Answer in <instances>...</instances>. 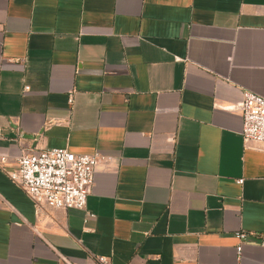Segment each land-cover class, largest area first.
<instances>
[{"label": "crops", "instance_id": "crops-1", "mask_svg": "<svg viewBox=\"0 0 264 264\" xmlns=\"http://www.w3.org/2000/svg\"><path fill=\"white\" fill-rule=\"evenodd\" d=\"M244 91L264 98V0H0V264H235L240 231L264 263ZM47 149L104 157L85 210L9 179Z\"/></svg>", "mask_w": 264, "mask_h": 264}, {"label": "built area", "instance_id": "built-area-1", "mask_svg": "<svg viewBox=\"0 0 264 264\" xmlns=\"http://www.w3.org/2000/svg\"><path fill=\"white\" fill-rule=\"evenodd\" d=\"M72 94L73 92L70 93V103L73 102ZM239 108L242 112L243 139L264 144V98L244 91ZM103 159L100 153L75 155L66 149H47L22 155L8 177L23 188L38 209L46 206L56 210L83 211L94 184L95 169ZM6 161L5 157H1L0 166ZM242 183L243 180L238 181V184ZM94 217L88 213L85 222ZM247 236L242 231L235 234L239 241L235 264H240ZM261 246L264 247V239ZM98 261L99 264H110V260L105 257L98 258Z\"/></svg>", "mask_w": 264, "mask_h": 264}]
</instances>
